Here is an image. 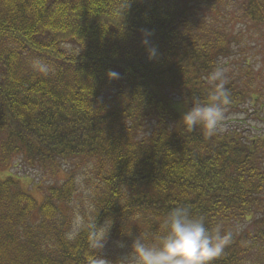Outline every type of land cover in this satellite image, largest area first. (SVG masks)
Wrapping results in <instances>:
<instances>
[{"label":"trees","instance_id":"trees-1","mask_svg":"<svg viewBox=\"0 0 264 264\" xmlns=\"http://www.w3.org/2000/svg\"><path fill=\"white\" fill-rule=\"evenodd\" d=\"M223 2L0 0V170L21 157L56 179L38 187L40 203L11 177L0 181V264H97L115 242L159 243L165 217L180 206L210 231L233 233L213 264H264V212L252 216L264 207V139L189 131L165 98L189 109L210 95L208 76L231 53L232 36L213 17ZM238 9L240 21L264 24V0ZM34 58L53 70L34 73ZM110 71L119 79H108ZM225 86L226 109H238L247 88ZM147 123L151 133L137 140ZM70 161L100 177L85 227L71 238L76 178H57ZM106 220L100 249L86 225Z\"/></svg>","mask_w":264,"mask_h":264},{"label":"rangeland","instance_id":"rangeland-1","mask_svg":"<svg viewBox=\"0 0 264 264\" xmlns=\"http://www.w3.org/2000/svg\"><path fill=\"white\" fill-rule=\"evenodd\" d=\"M222 2V5L217 6L213 17L223 29L231 34V53L226 58H219L215 68L223 67L227 82L233 81L240 87H246L249 94L238 109H226L224 127L219 132L221 134L237 132L248 140L264 139V24L253 25L240 21L238 7L242 0H222ZM208 82L212 85L209 79ZM165 98L180 117L184 111L188 110L179 97L166 92ZM152 129L153 124L147 123L144 129L136 135V139L148 136ZM68 175L75 176L77 183L75 195L68 205L73 219L70 231L72 233L76 217L79 216L83 223L84 216L90 215L91 204L96 188L100 184V177H96L91 164H81L78 161L61 162L58 181L62 182ZM7 177H11L17 183V188L33 197L37 203L41 201L38 187L45 189L46 186L54 184L56 180L29 167L21 157L15 158L8 168L0 170V181ZM261 197L264 205V193ZM263 212L264 207L254 211L252 216L261 215ZM239 226H244V222ZM133 240L134 238H128L105 246L103 258L97 264H101L104 259L109 264H117L121 257L129 251V245Z\"/></svg>","mask_w":264,"mask_h":264},{"label":"clouds","instance_id":"clouds-1","mask_svg":"<svg viewBox=\"0 0 264 264\" xmlns=\"http://www.w3.org/2000/svg\"><path fill=\"white\" fill-rule=\"evenodd\" d=\"M129 6V3L127 7ZM150 32L145 31L141 45L147 48V57H156L155 47L151 46ZM32 71L38 75H48L53 69L43 59L34 58ZM110 80L119 79V73L110 71L106 74ZM213 87L206 100L196 99L192 106L181 116L183 126L192 131L199 127L211 136L223 130L225 111L232 103L229 90L226 88V74L223 67L215 68L208 76ZM96 221V220H95ZM111 220L101 226L96 223L86 225L94 247L102 249L111 228ZM83 225L77 216L70 238L80 231ZM164 235L159 243L150 244L137 236L129 245V251L121 257L117 264H213L230 245L233 239L231 231L221 232L220 226L210 231L202 217L191 215L188 208L180 206L172 209L163 221ZM101 264H109L105 259Z\"/></svg>","mask_w":264,"mask_h":264}]
</instances>
